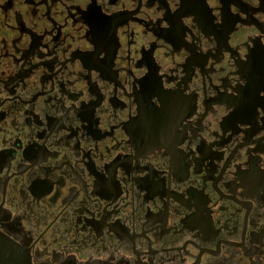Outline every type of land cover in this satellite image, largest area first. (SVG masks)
<instances>
[{"label":"flooded vegetation","instance_id":"1","mask_svg":"<svg viewBox=\"0 0 264 264\" xmlns=\"http://www.w3.org/2000/svg\"><path fill=\"white\" fill-rule=\"evenodd\" d=\"M0 232L31 264H264V0H0Z\"/></svg>","mask_w":264,"mask_h":264},{"label":"water","instance_id":"2","mask_svg":"<svg viewBox=\"0 0 264 264\" xmlns=\"http://www.w3.org/2000/svg\"><path fill=\"white\" fill-rule=\"evenodd\" d=\"M0 264H31L28 251L0 232Z\"/></svg>","mask_w":264,"mask_h":264},{"label":"clouds","instance_id":"3","mask_svg":"<svg viewBox=\"0 0 264 264\" xmlns=\"http://www.w3.org/2000/svg\"><path fill=\"white\" fill-rule=\"evenodd\" d=\"M87 47V46H86Z\"/></svg>","mask_w":264,"mask_h":264}]
</instances>
